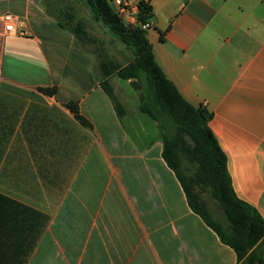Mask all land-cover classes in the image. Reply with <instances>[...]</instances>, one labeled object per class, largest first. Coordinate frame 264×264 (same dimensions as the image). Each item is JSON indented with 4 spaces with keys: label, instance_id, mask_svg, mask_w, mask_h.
<instances>
[{
    "label": "crops",
    "instance_id": "1",
    "mask_svg": "<svg viewBox=\"0 0 264 264\" xmlns=\"http://www.w3.org/2000/svg\"><path fill=\"white\" fill-rule=\"evenodd\" d=\"M130 1L150 4L157 63L207 107L237 196L264 218V0ZM60 11L103 25L85 0H0V264H238L190 208L131 83L112 79L120 117Z\"/></svg>",
    "mask_w": 264,
    "mask_h": 264
},
{
    "label": "trees",
    "instance_id": "2",
    "mask_svg": "<svg viewBox=\"0 0 264 264\" xmlns=\"http://www.w3.org/2000/svg\"><path fill=\"white\" fill-rule=\"evenodd\" d=\"M85 3L93 18L133 56L126 65H116L102 58L100 85L105 93L113 100V78L131 81L133 88L140 91L141 112L159 124L163 159L176 174L190 208L236 252L238 264H264V218L255 207L237 196L228 169V156L210 127L207 107L194 106L181 95L157 63L144 30L126 25L110 0H85ZM54 15L62 19V26L69 27L82 43L91 42L83 21L65 11L54 12ZM151 17L150 4L141 1L139 20L146 23ZM41 91L53 93L50 89ZM114 106L120 117L126 114L123 105L114 103ZM67 108L78 121L89 126L80 115L78 102L69 103ZM201 192L218 203L225 216V227L212 220Z\"/></svg>",
    "mask_w": 264,
    "mask_h": 264
},
{
    "label": "rangeland",
    "instance_id": "3",
    "mask_svg": "<svg viewBox=\"0 0 264 264\" xmlns=\"http://www.w3.org/2000/svg\"><path fill=\"white\" fill-rule=\"evenodd\" d=\"M85 27L90 36L89 40H91V42L88 45H92L91 47L95 49L99 60V64L102 58L109 59L113 61L116 65H126L129 63V61L132 60L133 58L132 54L125 48V46L122 43H120L115 37L112 36V34L104 25L91 24L88 26L85 24ZM128 82L131 83V81H127V83ZM131 87L133 88L132 84ZM134 91L137 93L140 100V91H137L135 89ZM113 100L114 103L121 104L118 96L115 94V90L113 94ZM142 114L144 115L146 122V127H145L146 131L153 132L154 134L159 132L160 130L159 124L156 121H154L152 118H150L147 114L144 113ZM160 134H161V130H160ZM185 162L189 164L188 160L186 159ZM189 167L193 169V166H191L190 164ZM200 195L202 197V200L204 202H207L208 204V209L212 217V220L216 223L218 222L222 224L225 227V216L222 209L218 206V203L213 198H209L208 195L203 192H201Z\"/></svg>",
    "mask_w": 264,
    "mask_h": 264
},
{
    "label": "built area",
    "instance_id": "4",
    "mask_svg": "<svg viewBox=\"0 0 264 264\" xmlns=\"http://www.w3.org/2000/svg\"><path fill=\"white\" fill-rule=\"evenodd\" d=\"M114 11L126 25L147 30L151 27V22L142 23L138 16L140 14V2L132 3L130 0H110ZM5 30L15 32L17 30V19L12 14L2 16Z\"/></svg>",
    "mask_w": 264,
    "mask_h": 264
}]
</instances>
